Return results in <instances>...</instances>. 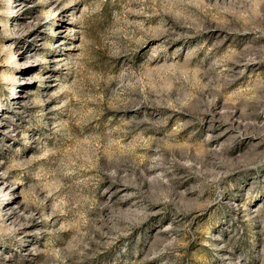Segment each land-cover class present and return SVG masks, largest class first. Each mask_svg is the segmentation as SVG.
Segmentation results:
<instances>
[{"label":"rangeland","instance_id":"rangeland-1","mask_svg":"<svg viewBox=\"0 0 264 264\" xmlns=\"http://www.w3.org/2000/svg\"><path fill=\"white\" fill-rule=\"evenodd\" d=\"M0 264H264V0H0Z\"/></svg>","mask_w":264,"mask_h":264}]
</instances>
